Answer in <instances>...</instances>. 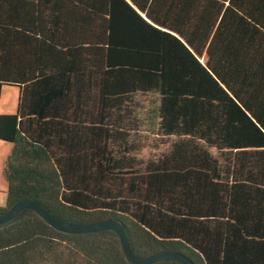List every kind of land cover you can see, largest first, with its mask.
Wrapping results in <instances>:
<instances>
[{
    "label": "trees",
    "instance_id": "obj_1",
    "mask_svg": "<svg viewBox=\"0 0 264 264\" xmlns=\"http://www.w3.org/2000/svg\"><path fill=\"white\" fill-rule=\"evenodd\" d=\"M4 86L0 214L30 198L121 220L138 255L264 264V0H0ZM146 125L167 147L144 158ZM0 264L132 263L115 232L26 209L0 226Z\"/></svg>",
    "mask_w": 264,
    "mask_h": 264
},
{
    "label": "water",
    "instance_id": "obj_2",
    "mask_svg": "<svg viewBox=\"0 0 264 264\" xmlns=\"http://www.w3.org/2000/svg\"><path fill=\"white\" fill-rule=\"evenodd\" d=\"M26 209L35 211L48 224L61 232L69 234H86L105 230L115 232L119 237L121 247L127 260L132 264H154L162 260L177 261L181 264H196L195 260L191 256L181 251L165 250L148 256L136 254L131 247L126 224L117 218L110 217L87 223L71 222L55 215L40 202L30 198H24L17 201L5 212L1 213L0 226L13 221L22 211Z\"/></svg>",
    "mask_w": 264,
    "mask_h": 264
},
{
    "label": "rangeland",
    "instance_id": "obj_3",
    "mask_svg": "<svg viewBox=\"0 0 264 264\" xmlns=\"http://www.w3.org/2000/svg\"><path fill=\"white\" fill-rule=\"evenodd\" d=\"M19 89L14 86H4L0 97V114H13L17 110ZM141 106H147L146 102H141ZM143 135L150 136L144 138L145 149L143 157L153 156L166 149L167 144H161L155 133L149 134L147 125L142 131ZM12 150V145L0 140V206H6L7 203V184L3 175L5 160Z\"/></svg>",
    "mask_w": 264,
    "mask_h": 264
}]
</instances>
